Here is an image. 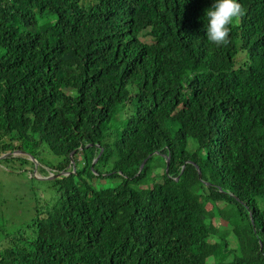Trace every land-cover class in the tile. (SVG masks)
Here are the masks:
<instances>
[{"label":"trees","instance_id":"trees-1","mask_svg":"<svg viewBox=\"0 0 264 264\" xmlns=\"http://www.w3.org/2000/svg\"><path fill=\"white\" fill-rule=\"evenodd\" d=\"M241 2L215 45L211 0H0V156L69 172L0 264H264V0Z\"/></svg>","mask_w":264,"mask_h":264},{"label":"rangeland","instance_id":"rangeland-1","mask_svg":"<svg viewBox=\"0 0 264 264\" xmlns=\"http://www.w3.org/2000/svg\"><path fill=\"white\" fill-rule=\"evenodd\" d=\"M43 168L32 160L1 155L0 245L35 218L46 216L47 202L54 199L55 191L53 179L44 175Z\"/></svg>","mask_w":264,"mask_h":264},{"label":"clouds","instance_id":"clouds-1","mask_svg":"<svg viewBox=\"0 0 264 264\" xmlns=\"http://www.w3.org/2000/svg\"><path fill=\"white\" fill-rule=\"evenodd\" d=\"M242 4V2L239 3V0H211L210 7L205 10L207 23L203 25L208 41L215 45H222L228 42L229 26L243 14ZM154 153L158 152L155 151ZM19 154L28 156V154L25 153ZM36 163L39 162L36 160ZM167 164H169V162ZM48 172L47 176L51 174L54 175V173L49 171V169Z\"/></svg>","mask_w":264,"mask_h":264},{"label":"water","instance_id":"water-1","mask_svg":"<svg viewBox=\"0 0 264 264\" xmlns=\"http://www.w3.org/2000/svg\"><path fill=\"white\" fill-rule=\"evenodd\" d=\"M15 152H18V153H25V154H27L26 152H23V151H19V150H17V151H15ZM101 153V152H100ZM99 153V154H100ZM30 156V158L33 160V161H35L36 162V159L35 158H33L31 155H29ZM99 156V155H98ZM167 163L169 162V157L167 156ZM94 161H96V159H94ZM93 161V162H94ZM71 163H72V169L74 170L75 169V164H74V160L73 159H71ZM144 163H145V160L141 163V165H140V167H139V171H140V169H142L143 168V165H144ZM198 169V168H197ZM69 172H63V171H61V172H59V173H57V174H51V175H48V176H46V177H48V178H54V177H58V176H61V175H63V174H68ZM198 175L200 176L201 175V173H200V171H199V169H198Z\"/></svg>","mask_w":264,"mask_h":264}]
</instances>
